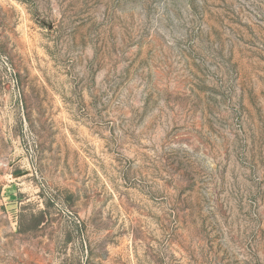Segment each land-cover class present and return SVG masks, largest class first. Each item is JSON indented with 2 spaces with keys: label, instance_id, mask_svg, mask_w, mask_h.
Returning <instances> with one entry per match:
<instances>
[{
  "label": "rangeland",
  "instance_id": "1",
  "mask_svg": "<svg viewBox=\"0 0 264 264\" xmlns=\"http://www.w3.org/2000/svg\"><path fill=\"white\" fill-rule=\"evenodd\" d=\"M0 264H264V0H0Z\"/></svg>",
  "mask_w": 264,
  "mask_h": 264
}]
</instances>
